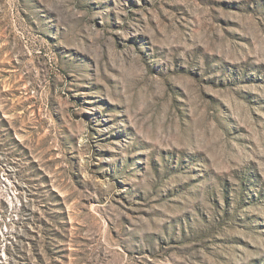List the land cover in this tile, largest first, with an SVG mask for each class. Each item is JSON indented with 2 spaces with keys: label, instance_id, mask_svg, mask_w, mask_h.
I'll return each mask as SVG.
<instances>
[{
  "label": "rangeland",
  "instance_id": "1",
  "mask_svg": "<svg viewBox=\"0 0 264 264\" xmlns=\"http://www.w3.org/2000/svg\"><path fill=\"white\" fill-rule=\"evenodd\" d=\"M0 264H264V0H0Z\"/></svg>",
  "mask_w": 264,
  "mask_h": 264
}]
</instances>
